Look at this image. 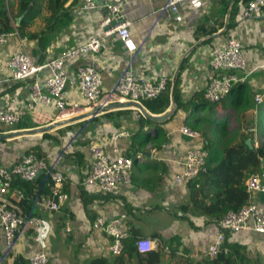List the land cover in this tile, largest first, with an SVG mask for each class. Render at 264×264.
<instances>
[{"label":"crops","instance_id":"1","mask_svg":"<svg viewBox=\"0 0 264 264\" xmlns=\"http://www.w3.org/2000/svg\"><path fill=\"white\" fill-rule=\"evenodd\" d=\"M85 1L79 0L74 10L64 17L51 34L46 36L42 47L39 40L28 39L25 47L36 63L40 64L56 57L96 33L99 14L81 11ZM94 1L102 3L106 0ZM108 1L125 4L123 14L132 22L130 32L135 51L132 70L137 77L149 80H156L163 73L174 78L181 60L195 44L196 30L221 22L226 23L229 18V13L227 14L224 9V0H183L179 5V15L173 17L158 13L166 0ZM245 6L240 3L234 23L235 28L239 27L238 37L244 47L243 54L248 64V71L239 73L241 82L233 87L225 101L216 106L215 117L211 110L197 112L191 106L185 111L180 110L173 119L171 117L160 127H145L140 136L137 135L140 131L139 127L136 124H128L127 119L121 122L120 128H116L113 122L96 125L87 123L84 129L78 128L77 139L62 156L60 164L61 170L67 177L65 187H68L70 200L63 205L60 213L53 214L42 208L40 216L45 221V231L42 236L34 229L26 230L19 237L14 252L0 264H14L17 256L30 258L40 249H44L49 254L51 264H83L92 257H109L108 249L112 239L90 229L88 223L92 220L80 196L83 188L91 194L100 195L96 187L84 185L90 166L87 148L92 141L103 145L106 153L111 157L116 154L134 159L133 184L130 187L123 186L122 195L112 197L103 195L95 199L93 205L89 207L92 213L107 219L126 213L131 232L137 238L136 242L146 238L155 241L156 248L152 253L160 252L161 264H213L206 262L204 255L220 231L218 224L206 223V219L202 216L184 211L182 206L189 201L188 186L174 182V175L183 170L181 164L186 153L200 146V141L182 135L179 129L182 126L192 129L194 117L205 118L210 112L209 117L212 115L214 117L213 126L216 122L219 124L224 121V131H231L230 127L236 123L233 130L237 136L231 138L234 141L233 145L241 141L244 135L241 131L256 123L259 141L264 146V128L260 125L264 122V9L260 15L240 25V15ZM42 28L44 24L40 29L38 26L37 31ZM226 38L198 46L186 57H189V60L181 74L179 86L184 102L193 99L202 100L204 90L214 75L209 65L211 49L216 43H223ZM18 47L19 41L14 39L0 51V109L19 112L23 122H33L37 128L60 121L59 113L54 107L41 108L36 112H29L26 109L31 81H11L8 67V60ZM127 53L120 40L112 38L109 49L94 55L90 60H82L81 63L94 66L103 77L105 90H108L115 84L121 71L126 68L129 61ZM77 64L79 62L73 66ZM66 94L70 101L83 104V96L76 86L69 85ZM258 95L263 99L260 105L255 101ZM171 109H173L172 104L167 112ZM70 117L82 118L71 125L91 120L89 110L84 109L74 112ZM133 119L136 121L137 117ZM3 129L7 128L0 130ZM115 129L128 130L131 137L115 143L112 141ZM13 131L17 130H9L4 134L0 132V165L7 168L13 167L22 155L38 145L41 137V135L26 136L8 141L1 139L3 135ZM51 134L55 135L53 132ZM49 142L51 143V141L41 143V147L48 153V159H54L56 154L59 155L60 147L58 146L57 152L51 150L53 147L48 150ZM76 153L84 156L83 161L76 156ZM82 176L83 180H81ZM260 176L264 184V164ZM254 200L260 205L264 204V194H255ZM69 214L72 216L73 227L82 230L75 232L83 235V243L75 254L72 248L75 238L73 233L63 232L61 236L57 235V230L64 227V220ZM228 241L231 245L241 247L239 253L233 254L238 256L236 261L241 260L240 257L243 256L247 260L245 264H264V235L240 233L228 235ZM159 244L164 250L172 249L173 254L169 255L159 250L157 248ZM5 247L4 233L0 228V253ZM136 264H147L146 256L139 257Z\"/></svg>","mask_w":264,"mask_h":264},{"label":"built area","instance_id":"2","mask_svg":"<svg viewBox=\"0 0 264 264\" xmlns=\"http://www.w3.org/2000/svg\"><path fill=\"white\" fill-rule=\"evenodd\" d=\"M183 0H166L165 5L158 11L161 15H179V5ZM124 3L104 1L97 3L86 0L81 7L83 12H96L99 14V24L96 33L89 39L68 49L60 55L47 59L43 63H36L25 45L28 38H22L17 31L0 34V51L8 46L14 39L19 41L18 49L10 56L8 67L11 72L10 80L13 82L31 81L26 102L29 112H36L41 108L54 107L59 113L60 121L71 119L74 112L82 109L89 110L91 118L109 110L115 103L137 102L159 97L173 77L162 74L156 80L139 78L132 70L135 51L132 47L130 28L132 22L124 14ZM264 0H251L240 15V25L254 19L262 13ZM239 28V27H238ZM238 28L232 29L223 43H216L210 53L209 65L214 73L213 78L204 90L203 98L209 104L222 103L231 93L233 87L241 82L239 73L248 71V64L243 54V44L238 37ZM117 38L124 46L129 61L126 68L121 71L112 88L105 90L101 73L89 63L96 54L109 49L110 39ZM79 62L75 67V63ZM76 86L82 96L83 104L70 101L66 94L68 86ZM256 104L263 102L262 96L255 99ZM22 121L19 112L9 109H0V125L13 127ZM179 132L193 140L200 141V146L189 150L182 162V172L174 175V182L187 186L200 174L207 172L209 140L201 132L182 126ZM242 133L249 137L253 147L258 148L261 142L258 138V127L254 123L245 128ZM77 134V133H76ZM73 134L70 141L60 146L59 155L54 159L40 158L35 154H24L11 168L0 165V228H2L6 247L0 253V262L9 257L15 250L21 234L28 229H34L41 236L45 231V221L40 216L42 208L51 213H60L63 205L70 200V195L63 192L67 177L61 170V159L74 145L77 139ZM131 133L128 130H118L112 135V141L117 143L121 139H128ZM89 171L86 174L84 185L96 187L104 195H122V188L133 184L134 159L125 155H108L98 142L92 141L88 148ZM41 176L52 183V191L48 196L39 194V189H34L33 210L22 213L11 207L10 197L18 200L24 199L22 191L15 187L17 180L34 182ZM173 179V176H171ZM250 203L237 211L228 212L218 223L220 229L216 239L211 243L204 255V259L215 261L220 255H227L230 250L225 246L229 235L240 233H255L264 235V204L260 205L254 200L255 194H264V184L261 176L253 174L246 182ZM129 217L122 213L118 217L107 219L98 215L93 222L88 223L93 231H98L112 239L109 246V256H118L125 250V242L131 235ZM64 227L57 230L61 233L74 235V254L80 250L83 243L82 231L75 229L72 216L69 214L64 220ZM140 254H147L155 250L156 243L150 239H140L136 242ZM167 254H171L165 248ZM49 254L40 249L30 258V264H51Z\"/></svg>","mask_w":264,"mask_h":264},{"label":"trees","instance_id":"3","mask_svg":"<svg viewBox=\"0 0 264 264\" xmlns=\"http://www.w3.org/2000/svg\"><path fill=\"white\" fill-rule=\"evenodd\" d=\"M224 1L225 12L227 14L229 13L228 31L218 39L203 41L200 46L208 45L221 38L227 37L229 32L236 26L234 19L239 13L240 3L247 5L251 0ZM78 2L79 0H0V34L17 31L22 38L39 40L42 47L46 36L51 34L64 17L74 10V7ZM22 16H24V18L18 24V19ZM38 19L43 20L44 28L39 31H33L32 27ZM224 26L225 22H221L217 25L197 29L194 34L195 44L206 37L219 33ZM188 60L189 57L184 60L179 74L176 75L173 78V81L169 83L166 91L155 99L142 101V105L149 113L153 115H162L167 112L172 104L171 90L174 86V100L177 105V111L171 119H173L180 110L185 111L192 106L193 109H196V111L199 112L206 110L209 105H212L210 110L215 117L217 109L216 106L218 104H209L204 100V98H202V100L193 99L189 102H184L182 99V93L179 86L181 74ZM213 115L211 116L212 118L194 117L192 121L194 128L199 126L198 124L203 123L213 125L215 123ZM133 117H137V120L135 121ZM126 119L128 120V124H136L139 127L140 131L137 133L139 136L147 126L160 127V125H162L160 122L144 117L137 110L128 109L106 111L104 114L95 116L89 121L80 122L58 129L57 132L64 136L67 132L72 133L77 128L84 129L87 123H94V125H96L104 122H113L116 128H120L122 125L121 122ZM217 123L218 122H216V125H218ZM222 124V128L224 129V121ZM260 125L264 128V122H261ZM13 127L14 128L9 130L37 128V125L33 122L25 123L22 120L19 124ZM9 130H0V132L4 134ZM204 136L209 140V146H207L209 151V158L207 162L208 170L188 183L189 201L187 204L183 205L182 208L186 212L202 216L206 219V223L218 224L228 212L237 211L250 203V195L247 192L246 182L251 175H260L262 173L264 164V146L251 149L246 143L249 137L243 135V140H241L238 144L224 147L215 143L206 134H204ZM54 140L58 141V138L55 135L45 133L41 135L39 144L30 148L26 154H35L40 158L48 159V153L44 151L43 147H41V143L51 141L53 144ZM145 144L146 142L143 143V145ZM55 156H57V154ZM76 156L81 158L83 161L84 156L79 155V153H76ZM147 168L150 167L147 166ZM83 178L84 177L82 176L81 180H83ZM15 187L22 191L24 199L18 200L15 197H10L11 207L22 213H30L33 210V198L36 196L34 194L35 188H38L39 194L43 196L50 195L52 191V183L48 180L46 181L44 176H41L34 182L17 180ZM83 189L84 190L80 192V196L83 201L84 208L93 222L97 215L92 213L89 207L91 204L93 205V201L95 199L102 197L104 194H91L85 191V188ZM63 192H68V187L66 188L65 184ZM109 196L112 197L111 195ZM228 235L229 234H227V236ZM136 239L135 234L131 232L130 237L125 242V250L121 255L114 257H92L83 264H136V261L139 260V257L142 255L146 256L147 264H161L160 252L152 253V251L147 254H140L136 247ZM225 246L230 250L227 255H220L212 262L205 259L207 260L206 262L213 264H245L247 262L243 256L240 257L241 260L236 261L238 256L233 255L239 253L241 247L231 245L229 242H227ZM157 248L163 252L165 251L162 249L161 244H159ZM171 254H173L172 249ZM14 264H30L29 258L17 256L14 260Z\"/></svg>","mask_w":264,"mask_h":264},{"label":"water","instance_id":"4","mask_svg":"<svg viewBox=\"0 0 264 264\" xmlns=\"http://www.w3.org/2000/svg\"><path fill=\"white\" fill-rule=\"evenodd\" d=\"M23 18H24V16H22L21 18L18 19V24L20 23V21ZM228 23H229V18H227L224 28L219 33L214 34V35L209 36V37H206V38L198 41L193 47H191V49L185 54V56L181 60L179 66H178V69L176 71V74L177 75L179 74L185 58L188 55H190L198 46H200L203 41L209 40V39H212V40L213 39H218L219 37L223 36L228 31ZM174 89H175V87L173 86L172 90H171V103L173 105V109H171L170 111L166 112L163 115H153V114L149 113L142 104L137 103V102L115 103V104L109 106V110L110 111L128 110V109L137 110L144 117H146L148 119H153V120H155L157 122L164 123L167 120H169L175 114V112L177 111V105H176V102L174 100ZM81 119L82 118H71V119L66 120V121H56L55 123H52V124H50L48 126H45L43 128L17 130V131L10 132V133H8L6 135H3L1 137V139L4 140V141H8V140H12V139L20 138V137H26V136H39V135H43L45 133H51V132H53L55 130L64 128L66 126H69L72 123L80 121ZM246 143L251 149L254 148L253 144H252V141L250 139H248L246 141Z\"/></svg>","mask_w":264,"mask_h":264},{"label":"rangeland","instance_id":"5","mask_svg":"<svg viewBox=\"0 0 264 264\" xmlns=\"http://www.w3.org/2000/svg\"><path fill=\"white\" fill-rule=\"evenodd\" d=\"M38 20L35 22V24L32 27V29L34 31H37L38 26H39V29H40L43 26V24H44L42 19H38ZM211 106L212 105H209V107H207L206 110H210ZM210 115H211V113L209 112V114H207V116H205V118L206 117H209ZM222 125H223L222 122L219 123L218 125H214V126L213 125L206 124V123H203L200 126H197L195 128H194V125H193L192 129L201 132L203 135L204 134H206L207 136L210 135L209 136L210 139L213 140L214 142L218 143L220 146H224L225 147V146L233 145L232 143H234V141L231 140V138L237 136V135L234 134V130H233V128L236 126V123H235V125L233 127H230L231 128V131H228V130L227 131H224L225 128L223 129L222 128ZM1 128L12 129L14 127H7V126L0 125V129ZM7 129H3V130H7ZM77 130H78V128L74 132H72L71 134L72 135L73 134H76L77 133L76 132ZM53 133L58 138V141L55 140L53 142V144L49 142L47 144V146H48L47 149L49 150L50 147H53L51 150L52 151L55 150V152H57V150H58V148L60 146H61V149H62V145H65V144H67L70 141L72 135L71 134H68L69 132H67L64 136H62V135L59 134V132H57V130L56 131H53ZM241 134H242V131H241ZM59 138H61L62 141ZM243 138H244V136L242 135L241 140H243ZM49 154H50V152H49Z\"/></svg>","mask_w":264,"mask_h":264},{"label":"bare ground","instance_id":"6","mask_svg":"<svg viewBox=\"0 0 264 264\" xmlns=\"http://www.w3.org/2000/svg\"><path fill=\"white\" fill-rule=\"evenodd\" d=\"M66 121V120H65Z\"/></svg>","mask_w":264,"mask_h":264}]
</instances>
